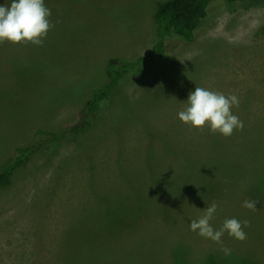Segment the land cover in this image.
Here are the masks:
<instances>
[{
    "label": "rangeland",
    "instance_id": "rangeland-1",
    "mask_svg": "<svg viewBox=\"0 0 264 264\" xmlns=\"http://www.w3.org/2000/svg\"><path fill=\"white\" fill-rule=\"evenodd\" d=\"M166 1L44 0L54 27L43 44L0 45V171L38 131L76 123L107 83V60L144 54ZM211 4L193 42L163 40L166 69L130 74L99 124L12 172L0 187V264H264V0L216 14L233 4ZM195 87L236 95L243 130L225 138L183 124ZM213 201V228L248 220L245 241L190 230ZM113 209L127 219L103 221Z\"/></svg>",
    "mask_w": 264,
    "mask_h": 264
},
{
    "label": "trees",
    "instance_id": "trees-1",
    "mask_svg": "<svg viewBox=\"0 0 264 264\" xmlns=\"http://www.w3.org/2000/svg\"><path fill=\"white\" fill-rule=\"evenodd\" d=\"M215 1H224L233 5H217L213 9V14L221 12L223 8L232 12L237 8L254 7V4L261 0H168L160 3L153 14L154 26L146 39L144 54L131 62L117 59L107 60L105 65L107 83L95 90L91 98L83 104L76 123L59 133L38 131L36 143L16 148L15 155L5 163L4 168L0 171V187L7 186L10 183L12 172L24 166L31 155L40 151L43 145L57 144L64 138L74 139L77 134L99 124L103 112L111 102L112 89L119 87L130 74H136L138 77L144 72L166 69L173 62V55L165 50L163 40L176 38L185 43L193 42L195 30L202 21L212 14L210 8L214 5L211 3ZM106 213L108 216L103 221L119 222L123 218V214L114 209L115 215L110 216V211ZM123 219H127L126 216Z\"/></svg>",
    "mask_w": 264,
    "mask_h": 264
},
{
    "label": "clouds",
    "instance_id": "clouds-1",
    "mask_svg": "<svg viewBox=\"0 0 264 264\" xmlns=\"http://www.w3.org/2000/svg\"><path fill=\"white\" fill-rule=\"evenodd\" d=\"M50 16L51 10L45 6L44 0H10V3L0 6V45L7 42L12 45L30 43L41 46L54 27L50 23ZM239 103L236 95L195 87L188 95L185 109L178 113V119L193 129L203 130L207 127L211 133L227 138L234 131L244 128L243 121L232 111L234 106L239 107ZM256 203L246 199L242 207L254 212ZM217 207L213 201L198 219L190 222V230L216 244L223 243L225 233L237 241H245L247 233L244 228L250 226L248 220L226 219L218 230L213 228L210 221ZM221 251L225 256L231 254V249L227 247H222Z\"/></svg>",
    "mask_w": 264,
    "mask_h": 264
}]
</instances>
